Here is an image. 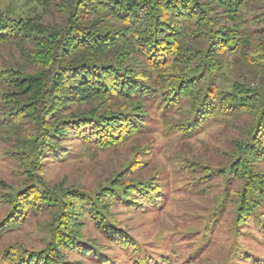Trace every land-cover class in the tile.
<instances>
[{
  "label": "trees",
  "instance_id": "16d2710c",
  "mask_svg": "<svg viewBox=\"0 0 264 264\" xmlns=\"http://www.w3.org/2000/svg\"><path fill=\"white\" fill-rule=\"evenodd\" d=\"M249 2L8 0L0 9V46L17 47L23 62L0 67V139L13 136L11 155L25 178L18 189L0 191L7 208L0 235L19 230L32 216L48 212L50 219L43 248L7 246L3 264H65L66 252L117 264L84 237L88 223L129 264H168L143 250L112 214L117 205L145 212L162 201L154 178L132 176L136 165L94 192L50 187L42 179L46 159L73 155L64 143L75 139L96 151L117 147L144 131L152 105L181 111L178 122L164 124L186 137L217 117L250 116L227 165L191 166L202 192L210 180L221 179L220 202L234 205L237 228L264 225V170L258 166L264 163V25L248 27ZM52 7L63 13L59 24L44 21ZM235 64L260 77L258 83H248L245 74L231 80L227 68ZM233 182L238 188L227 193Z\"/></svg>",
  "mask_w": 264,
  "mask_h": 264
},
{
  "label": "rangeland",
  "instance_id": "374dc122",
  "mask_svg": "<svg viewBox=\"0 0 264 264\" xmlns=\"http://www.w3.org/2000/svg\"><path fill=\"white\" fill-rule=\"evenodd\" d=\"M7 3L8 0H0V9ZM62 17L63 13L52 7L44 15V21L59 24ZM244 17L250 29L264 25V0H250ZM20 52L12 45L0 46V67L21 64ZM27 67L29 71L33 70V66ZM227 69L231 80L242 79L245 74L238 64ZM243 78L251 85L260 80L254 74H245ZM148 111L144 131L117 147L96 151L84 149L75 139L64 143L73 155L62 161L46 159L42 166L45 169L43 181L50 187L56 185L94 192L118 172L129 165H136L132 176L137 180L154 178L162 187V201L158 207L145 212L117 205L112 214L119 227L125 229L158 262L165 258L168 264H264V225L251 222L237 228L234 205L229 200L220 202L224 194L221 179L210 180L209 190L202 192L200 174L195 166H191L221 168L227 165L233 143L241 138V130L250 116L241 113L217 117L196 135L186 137L168 132L164 124V120L178 122L183 117L181 111L170 109L161 112L153 105L148 107ZM12 140L13 136L0 139V183H3L0 191L5 187L18 189L25 178L22 164L11 155L15 149ZM258 166L264 170V163ZM237 188L238 183L233 182L226 191L230 193ZM6 209V205L0 203V219ZM49 219L48 212L32 216L19 230L1 234L0 264L4 263L1 261L2 252L7 246L19 244L28 250L43 248ZM262 221L264 223V217ZM82 232L85 238L94 239L103 253L111 256L117 264H129L127 256L90 223ZM64 261L65 264H101L97 259L72 252L65 253Z\"/></svg>",
  "mask_w": 264,
  "mask_h": 264
}]
</instances>
